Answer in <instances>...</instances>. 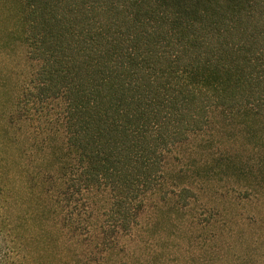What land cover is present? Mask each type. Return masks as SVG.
<instances>
[{
    "label": "trees",
    "instance_id": "1",
    "mask_svg": "<svg viewBox=\"0 0 264 264\" xmlns=\"http://www.w3.org/2000/svg\"><path fill=\"white\" fill-rule=\"evenodd\" d=\"M211 130L264 193V0H0V264H105Z\"/></svg>",
    "mask_w": 264,
    "mask_h": 264
},
{
    "label": "rangeland",
    "instance_id": "2",
    "mask_svg": "<svg viewBox=\"0 0 264 264\" xmlns=\"http://www.w3.org/2000/svg\"><path fill=\"white\" fill-rule=\"evenodd\" d=\"M208 135L209 143L192 141L167 159L163 184L147 196L139 224L105 255V264H249L250 254L262 253L264 225L255 218L264 223V193L251 189L247 195L250 179L227 167L253 163L252 146L241 149L234 135L220 137L213 130ZM182 186L196 194L187 206L176 195ZM8 197L14 209L13 189ZM0 247L7 251L9 239ZM250 264H264V255Z\"/></svg>",
    "mask_w": 264,
    "mask_h": 264
}]
</instances>
